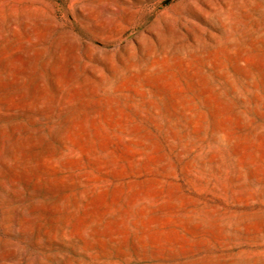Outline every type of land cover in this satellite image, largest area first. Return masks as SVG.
<instances>
[{
	"label": "rangeland",
	"instance_id": "obj_1",
	"mask_svg": "<svg viewBox=\"0 0 264 264\" xmlns=\"http://www.w3.org/2000/svg\"><path fill=\"white\" fill-rule=\"evenodd\" d=\"M0 264H264V0H0Z\"/></svg>",
	"mask_w": 264,
	"mask_h": 264
}]
</instances>
